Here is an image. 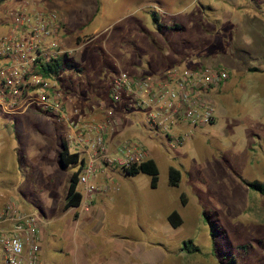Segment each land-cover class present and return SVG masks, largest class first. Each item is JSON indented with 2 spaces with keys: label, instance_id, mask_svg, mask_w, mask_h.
<instances>
[{
  "label": "rangeland",
  "instance_id": "1",
  "mask_svg": "<svg viewBox=\"0 0 264 264\" xmlns=\"http://www.w3.org/2000/svg\"><path fill=\"white\" fill-rule=\"evenodd\" d=\"M28 1L5 0L0 18ZM44 1L52 5V0ZM66 1L70 16L65 34L71 40L67 41L70 52L58 59L71 65L59 79L65 93L75 97L69 107L78 105L90 113L94 102L109 100L111 80L121 70L142 76L186 64L176 57L200 65L191 62L190 56L214 49L201 32L213 27L221 8L241 5L244 0ZM39 3L51 8L43 0ZM153 11L160 16L161 28L153 21ZM176 24L181 31L170 28ZM188 26L197 34L195 44L199 46L186 47L176 56L180 44L174 33L180 40L190 39ZM230 67L231 73L237 71ZM253 92L238 82L223 91L226 99L222 102L221 98L220 104L224 111L207 126L186 125V140L177 149L171 148L166 135L149 127L143 115L126 119L121 137L140 140L148 148L160 169L159 185L152 188L151 177L143 172L109 171L120 189L103 188L112 199L106 206L99 200L105 219L96 229L81 220L72 227V235L78 233L83 240L81 234L85 233L89 238L84 243L90 256H101L119 237L132 247L165 251L166 258L159 264H264V194L247 185L255 180L264 184V94L261 91L255 98ZM28 114L38 115V119L33 121ZM65 128L64 123L38 111L14 115L0 110V192H7L23 209L47 221L66 210L70 178L78 169V164L65 165L60 157ZM171 166L182 172L178 186L170 185ZM173 210L183 213L178 228L168 220ZM63 224L61 220L57 223L61 234ZM59 238L45 240L43 236V264H74L68 248L76 246L77 239ZM188 240L200 250H182Z\"/></svg>",
  "mask_w": 264,
  "mask_h": 264
},
{
  "label": "built area",
  "instance_id": "2",
  "mask_svg": "<svg viewBox=\"0 0 264 264\" xmlns=\"http://www.w3.org/2000/svg\"><path fill=\"white\" fill-rule=\"evenodd\" d=\"M4 17L8 23L0 34V110L14 115L38 111L66 125L64 137L71 151L84 159L78 210L89 209L100 189L98 177L151 158L140 140L121 137L126 119L143 115L149 127L166 135L173 149L184 144L186 125L204 127L216 120L213 92L230 78V72L210 64L173 65L142 76L121 70L111 80L109 100L94 102L91 113L78 105L70 108L75 97L63 90L60 74L41 71L42 63L69 55L62 12L28 1ZM98 112L102 117L92 114ZM112 184L102 189L119 190L117 183ZM48 224L7 192H0V264H43L41 242Z\"/></svg>",
  "mask_w": 264,
  "mask_h": 264
},
{
  "label": "crops",
  "instance_id": "3",
  "mask_svg": "<svg viewBox=\"0 0 264 264\" xmlns=\"http://www.w3.org/2000/svg\"><path fill=\"white\" fill-rule=\"evenodd\" d=\"M40 1L41 0H38L37 2ZM248 1H250L251 4L244 0L241 5H235L234 7L229 6L225 9L221 8L218 11L219 16L218 19L215 20L213 27L209 30L204 28V30L201 32L202 38L205 40L206 44L211 42V46L214 48L213 51L200 52L198 50L197 53H194L192 56H190L191 62H200L201 64H217L216 66L225 67L229 72L230 70H233L230 67L232 65L234 69L237 70L234 73L230 72V78L213 92L215 99L219 103L217 107V114L222 113L225 109L220 104L221 98L222 102L223 99H226L225 95H223V91L225 92L230 86L236 85L237 82L238 84L243 85L245 88L251 87V89L254 91L253 97L255 96V98H257V95H259V92L261 91L264 94V0ZM66 2V0H52V5L50 6L49 3L43 0V4H46L51 8H58L62 12L65 22V31H68L70 13L68 11ZM2 16L3 17L0 18V23H2V26H0V34L6 31L8 23V20L4 17V14H2ZM189 20L192 21L191 18ZM189 20L188 25H190ZM187 29L184 30L188 31L190 39L186 37L185 39L180 40L179 36L174 33V38L178 40V45L180 44V50L177 49L178 51H176V53L178 55L175 54L176 56H180L186 47L188 48L192 46L193 48L199 46L195 44L199 41V39H197V34L191 32L189 26ZM173 30L181 31L182 29L179 28ZM67 41L70 43L71 40L68 35L66 36V34H64V43L68 48L69 46ZM177 59H179L182 63L196 65V63H189L190 61L186 62L187 60L183 61L180 59V57H176V60ZM86 104L89 105V103ZM92 114H94L96 117H102L100 112ZM28 115L33 121L38 119V115ZM66 130L67 128H65V135L67 132ZM108 175L109 177L102 175L98 177L97 180H95L97 186H99L100 189L93 194L88 210H78L79 206L72 207L63 211L62 214L56 219L49 221V224L51 223L52 226L45 228L43 235L45 240L48 238V236L60 239L59 235H62L67 241H71L72 236H74V239H77L76 246L74 245V247L72 246L68 248L72 251L69 254H71L73 257L74 264H159L163 262L166 258L165 251L160 249L147 251L146 248L141 246L132 247L119 237L110 242L106 250H103V252L100 253L101 256L94 258L89 254L90 251L86 246L87 243H84V241L89 240L85 233L81 234L83 240L77 236L78 233L76 235H72V227L73 225L77 226L79 220L83 221L82 223H84L85 226L91 229H96L98 227L97 223H99L101 219H105V212L101 213V211L104 210V207L99 205V200H101L105 206L106 203L108 205L112 200L110 194L104 192L102 189L106 183L113 185V179H111L110 173H108ZM98 181L100 183H98ZM79 188L82 190L81 185ZM65 202L66 198L64 205ZM76 212L78 215L75 218L74 215ZM180 215L182 217L183 213L181 212ZM60 220L61 222H64L62 225L64 228V234L60 233L61 226L57 225ZM82 243L84 245H82ZM96 246L97 245L93 247L95 248ZM42 250H44L43 244Z\"/></svg>",
  "mask_w": 264,
  "mask_h": 264
},
{
  "label": "trees",
  "instance_id": "4",
  "mask_svg": "<svg viewBox=\"0 0 264 264\" xmlns=\"http://www.w3.org/2000/svg\"><path fill=\"white\" fill-rule=\"evenodd\" d=\"M5 2V0H0V5H2ZM153 21L155 24H157L160 28L162 25L159 22V14L156 11H153L151 13ZM172 29H179L180 25L176 24L173 27H170ZM64 58L62 59H53L51 61L42 63V69L41 71L45 73L46 75H52L56 74L59 75L62 73L63 70H65V67L71 65L68 64V61L64 62ZM73 64V63H72ZM63 149L60 152V157L62 162L65 165L70 164H78V169L73 172L70 178V184L68 188V192L66 195V202H65V209H69L72 207H78L82 203L83 195L79 188V174L81 167L84 163V159L82 158L81 154L79 152H71L70 147L63 136ZM125 171L130 175H137L141 172L148 174L151 177V187L157 188L159 185V175H160V169L158 167V164L154 158H149L147 161L141 163L137 166H132L131 168L125 169ZM182 178V172L178 168L171 166L169 169V179H170V185L172 186H178ZM247 185L254 191H259L264 194V184L255 180L251 182H247ZM168 220L172 224L174 228L179 227L182 224V217L178 210H174L168 217ZM212 236H214V232L212 233ZM182 250L187 252H196L199 251L200 248L194 244L192 240L184 241ZM234 260L232 259L230 263H233Z\"/></svg>",
  "mask_w": 264,
  "mask_h": 264
}]
</instances>
